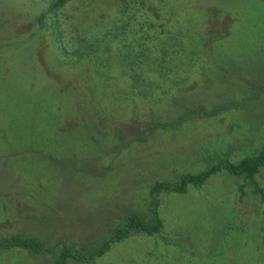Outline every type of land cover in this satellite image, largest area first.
<instances>
[{"label":"rangeland","instance_id":"374dc122","mask_svg":"<svg viewBox=\"0 0 264 264\" xmlns=\"http://www.w3.org/2000/svg\"><path fill=\"white\" fill-rule=\"evenodd\" d=\"M49 1L0 0V241L46 248L0 242V264L87 254L149 219L153 182L264 139V0ZM253 178L160 190V229L63 264H264V161Z\"/></svg>","mask_w":264,"mask_h":264},{"label":"trees","instance_id":"16d2710c","mask_svg":"<svg viewBox=\"0 0 264 264\" xmlns=\"http://www.w3.org/2000/svg\"><path fill=\"white\" fill-rule=\"evenodd\" d=\"M68 0H50L46 6V13L50 15L56 8L64 5ZM115 10V9H114ZM51 16V15H50ZM78 55V52H76ZM143 79H145L143 77ZM264 161V139L257 152L240 158L236 162L223 161L210 164L208 167L201 169L198 172L191 173L186 172L182 173L178 178L173 181H155L152 183L149 192H150V209L151 215L149 219H145L141 215L131 212L124 217L123 223L121 226L117 227L115 232L104 238L103 241L95 247L91 252L87 254H82L78 251H72L68 245H64L56 256H53L52 264H63L64 259L68 256L75 257L77 259L91 258L93 255L100 254L108 245L109 242L119 239L124 235L128 234L130 231H143L145 233H151L157 231L161 227V219L157 214L156 210V195L160 190H173V191H184L186 184L191 183L193 185L200 184L211 172L219 169L225 168L229 173L234 175L242 174L246 177L252 184L253 190H258L261 192V189L257 186L256 181L253 178L254 173L259 169ZM2 244H17L22 246H27L30 249H41L45 247L42 246L34 238L30 237H19L17 235H10L5 237L2 241Z\"/></svg>","mask_w":264,"mask_h":264}]
</instances>
